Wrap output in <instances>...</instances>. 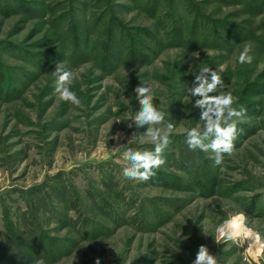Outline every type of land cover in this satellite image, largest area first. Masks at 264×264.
<instances>
[{
  "label": "rangeland",
  "instance_id": "1",
  "mask_svg": "<svg viewBox=\"0 0 264 264\" xmlns=\"http://www.w3.org/2000/svg\"><path fill=\"white\" fill-rule=\"evenodd\" d=\"M57 66L80 105L54 91ZM202 66L246 109L221 165L185 142ZM141 83L174 124L147 181L122 174L133 131L154 148L132 122ZM233 210L264 230V0H0V264H192L202 244L244 264L214 241Z\"/></svg>",
  "mask_w": 264,
  "mask_h": 264
},
{
  "label": "clouds",
  "instance_id": "2",
  "mask_svg": "<svg viewBox=\"0 0 264 264\" xmlns=\"http://www.w3.org/2000/svg\"><path fill=\"white\" fill-rule=\"evenodd\" d=\"M251 52V45L246 44L239 54V62L251 63L253 59ZM52 74L55 77L54 91L59 98L80 105L79 96L69 87L73 79L72 71L57 66ZM192 76L187 93L192 98V108L200 109L198 121L201 123L186 131L185 142L192 150L199 149L214 154L212 156L214 163L221 165L224 155L233 152L234 141L241 131L237 126L238 119L244 116L246 109L235 106L236 98L231 91L213 94L218 88L223 87L217 70L202 66L199 71H193ZM135 92L142 107L132 116V122L136 126L150 125L146 133L151 137L154 148L140 150L132 147L137 139V133L133 131L131 138L123 145L121 155L125 163L122 174L130 180L147 181L155 175V169L164 162L162 154L170 142L174 124L168 121L164 127H160L165 122V114L153 103V85L141 83L137 85ZM129 126L132 127L133 124ZM214 233V241L224 240L241 248L244 264H261V259L264 258V230L254 227L249 214L245 211H229L222 221L215 225ZM100 259L97 257V264ZM192 264H218V261L209 247L202 244Z\"/></svg>",
  "mask_w": 264,
  "mask_h": 264
}]
</instances>
